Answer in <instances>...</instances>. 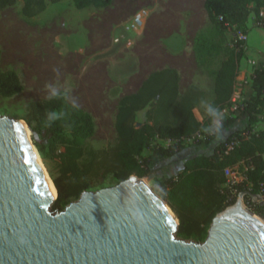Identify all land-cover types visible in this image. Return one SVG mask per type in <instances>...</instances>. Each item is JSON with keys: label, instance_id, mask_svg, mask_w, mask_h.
Here are the masks:
<instances>
[{"label": "trees", "instance_id": "1", "mask_svg": "<svg viewBox=\"0 0 264 264\" xmlns=\"http://www.w3.org/2000/svg\"><path fill=\"white\" fill-rule=\"evenodd\" d=\"M19 0H0V12L14 7ZM20 14L31 20L47 7V0H21ZM57 3L60 0H50ZM78 9L90 6L108 7L112 0H73ZM212 33L202 39L197 53L207 57H222L217 68L208 74L212 79L213 99L206 109L204 120H198L195 110L200 107L205 92L192 86L180 93V75L175 69L166 68L151 74L139 91L124 96L115 118L116 137L105 148L89 147L87 140L95 133L93 116L67 101V92L59 91L47 99L31 101L26 105L27 116L23 121L36 132L32 137L41 156L54 162L57 169L52 177L58 197L52 206L62 211L78 199L85 190H91L99 178L110 176L112 184L132 175L140 179L152 178L156 162L146 150L167 159L177 158L188 148L183 140L201 137L196 146L216 143L211 153H199L188 158L182 169L169 175L162 182L160 195L179 219L178 236L186 240L204 241L216 214L236 199L228 202L229 192L250 191L264 195V129L255 125L264 115V67L255 68L252 76L254 95L245 101L241 115L247 117L246 125H236L237 117H221L217 131L216 119L223 110L233 113V95L245 48L239 39L230 46L226 33L242 27L254 13L260 20L264 3L258 1L250 9L246 0H206ZM259 27L264 28V23ZM1 58V51H0ZM24 85L14 70H0V97L9 98L21 93ZM152 101L156 105L151 123L137 126L136 113ZM210 109L214 111H210ZM231 130L226 139L220 135ZM170 141L167 147L154 146L153 139ZM244 164V179L223 188L228 183L226 169ZM248 202L251 209L264 213V203Z\"/></svg>", "mask_w": 264, "mask_h": 264}, {"label": "water", "instance_id": "2", "mask_svg": "<svg viewBox=\"0 0 264 264\" xmlns=\"http://www.w3.org/2000/svg\"><path fill=\"white\" fill-rule=\"evenodd\" d=\"M57 197L15 120L0 116V264H264V221L244 204L261 194L241 192L204 241L180 238L175 213L136 175L62 211Z\"/></svg>", "mask_w": 264, "mask_h": 264}, {"label": "crops", "instance_id": "3", "mask_svg": "<svg viewBox=\"0 0 264 264\" xmlns=\"http://www.w3.org/2000/svg\"><path fill=\"white\" fill-rule=\"evenodd\" d=\"M205 1L112 0L111 5L108 7L97 8L90 6L78 9L73 0H60L57 3L47 0L46 9L38 16L32 18V20L41 18L42 27L49 34V46L57 48L58 57L66 68L79 65L83 61L85 66L100 64L107 67L108 60H114L112 46L114 28L120 26L124 33H136L138 44L136 49L133 50V54L136 56L138 71L131 75L128 74L127 78H124L126 89H129L132 85L134 90L123 95L122 98L137 93L151 74L166 68L175 69L181 78V94L192 86L206 93L202 104L195 110L198 120H204L207 106L213 99L212 82L208 84L209 79H205L206 85H203L199 81H204V79L197 82L194 76L186 78L179 67L197 64L198 53L197 49H195L194 37L200 30L211 24L205 9ZM18 4L22 6V1L19 0ZM246 26L245 56L240 61L233 95L234 112L229 113L227 110H223L217 117L216 123L220 122L221 117L225 116L237 117L236 125L239 124V127L246 123L247 117L241 115V109L245 101L254 95L252 86L254 69L264 67V48H257L253 55L248 53L249 46L252 44V31L255 29L256 31L264 32V29L252 27L250 21L246 23ZM178 35L193 36L189 40L184 37L181 42ZM229 45L231 46V44ZM125 51L130 57V50L125 49ZM124 57L125 54H122V59ZM93 80L91 74L88 73L87 76L81 79H75L76 87L82 91H90L91 89L93 90L91 85L93 83L97 84L98 86L95 87L101 89L102 97H104L106 89L110 90L114 83V80L109 78L104 72L100 78ZM64 83L66 84V82ZM61 90L67 92L68 101L70 91L66 87L61 88ZM210 94L211 100L206 102ZM155 105L156 101H152L146 108L136 113L137 126L151 123ZM73 106L83 109L79 105ZM83 110L86 111L85 109ZM200 110L203 112L198 116L197 112H200ZM116 114L114 117V129ZM255 126L256 131L264 129V115L261 116L260 121ZM230 132L231 130L222 132L220 135L221 140L226 139ZM199 136L197 135L196 137ZM192 139L194 138L183 140L182 143L188 145L189 143L187 142H192ZM152 144L154 146L167 147L171 142L156 137L153 139ZM197 148L199 146L192 144L188 146L182 155L180 154L174 159L162 158L149 150L144 151L143 155H151L155 162L159 160L162 164L161 171L163 176L168 177L170 174L175 175L178 173L188 158L198 154V152L193 154L198 150ZM239 165L234 166L233 169ZM155 168L157 169L158 167L155 166ZM222 187L228 188V183Z\"/></svg>", "mask_w": 264, "mask_h": 264}, {"label": "rangeland", "instance_id": "4", "mask_svg": "<svg viewBox=\"0 0 264 264\" xmlns=\"http://www.w3.org/2000/svg\"><path fill=\"white\" fill-rule=\"evenodd\" d=\"M258 1L264 3V0H246L250 9H254ZM20 9L21 5L18 4L0 12V70L16 71L24 85V89L21 93L9 98L0 97V116H8L15 120L16 123H23L25 127L28 128L24 121H22L23 118L27 116V103L47 99L56 94L61 88L66 87L70 91L68 102L71 105L81 106L86 111H89L94 118L95 133L87 140L88 146L95 149L109 146L114 142L116 137L114 117L120 100L123 95L134 90L132 85L129 89H126L124 78H127L126 76L128 74L131 75L138 71L136 56L133 54V50L136 49L138 44L137 34L124 33L122 29H120V26L114 28L112 34L114 60H108L107 67L100 64L85 66L83 61L79 65L77 64L73 67L66 68L62 60L58 57L57 48H53L51 45L49 46V34L43 29L41 18L39 17L34 20L25 19L21 16ZM249 21L252 27H259L257 16L254 13L249 15L247 22ZM252 32V44H250L248 52L250 55H253L257 48H264V32L256 31L255 29ZM211 33V24L200 30L194 37L195 49L202 51V39L208 37ZM245 35L241 26H235L234 31L227 33V44L232 45L235 39H239L243 47H245ZM192 36L193 35H178V38L179 41L182 42L184 37H187L189 40ZM125 49L130 50V57L127 55ZM122 54H125L123 59ZM221 60L222 57L219 56L207 57L202 54L199 57L198 54L197 64L181 66L179 68L184 77L190 78L194 76L197 82L198 80L204 79V81L199 82L206 85L205 79H209L208 84L212 82L208 72L211 69L217 68ZM103 72L114 80L113 87L110 90L106 89L104 97H102L101 89L96 88L98 86L97 84L93 83L91 85L93 90L91 89L90 91H82L76 87L77 83L75 79H81L90 73L91 77L95 80V78H100ZM64 82H66V84ZM210 100L211 94L208 96L206 102ZM202 112L203 111L200 110V112H197V115L199 116ZM254 128L256 130V126ZM200 137L201 136L197 137V139ZM29 138L39 164L42 166L47 177L52 181V177L56 175L57 172L54 162L50 159L43 158L38 152L34 145L30 129ZM197 139L194 138L192 142H187L189 143L188 146L192 144L195 145ZM215 145L216 143L201 144L199 148H197L198 150L193 154L197 152L198 154L211 153ZM161 165V162L158 160L156 162L158 168L156 173L152 175V178L141 179L153 189L160 198V195L163 193L161 186L162 182L167 178L163 176ZM244 171V164H240L234 168L229 176L233 181L231 183L241 182L244 179ZM113 185L115 184L111 183L110 176L108 175L105 178H99L91 190L96 191ZM240 195L241 193H236V191L232 193L229 192V197L231 199H236L235 203ZM163 201L167 203L165 199H163ZM244 204L249 211L256 214L264 221V213L253 211L247 197L244 198Z\"/></svg>", "mask_w": 264, "mask_h": 264}, {"label": "bare ground", "instance_id": "5", "mask_svg": "<svg viewBox=\"0 0 264 264\" xmlns=\"http://www.w3.org/2000/svg\"><path fill=\"white\" fill-rule=\"evenodd\" d=\"M16 123V122H15ZM21 135L23 136V138L25 139V141L27 142V144L29 145V147L31 148V150L34 153V149L32 148L31 144H30V138H29V129L25 127V125L23 123L17 122L16 123ZM35 154V153H34ZM38 160V158H37ZM42 167V166H41ZM43 169V168H42Z\"/></svg>", "mask_w": 264, "mask_h": 264}, {"label": "built area", "instance_id": "6", "mask_svg": "<svg viewBox=\"0 0 264 264\" xmlns=\"http://www.w3.org/2000/svg\"><path fill=\"white\" fill-rule=\"evenodd\" d=\"M262 23H264V13L262 12L261 14H260V20L258 21V25L260 26V25H262ZM244 38L246 39V35L244 36ZM244 105V104H243ZM243 108V107H242ZM232 170H233V167L232 168H228V169H226V171H225V173H226V176H227V178H228V188L229 189H231L232 188V185H233V183H231V182H233L231 179H230V174H231V172H232ZM232 193V192H231ZM231 200V198L228 196V202Z\"/></svg>", "mask_w": 264, "mask_h": 264}, {"label": "clouds", "instance_id": "7", "mask_svg": "<svg viewBox=\"0 0 264 264\" xmlns=\"http://www.w3.org/2000/svg\"><path fill=\"white\" fill-rule=\"evenodd\" d=\"M210 111H214V110L210 109ZM216 130L217 131L219 130V122H217V128H216Z\"/></svg>", "mask_w": 264, "mask_h": 264}]
</instances>
